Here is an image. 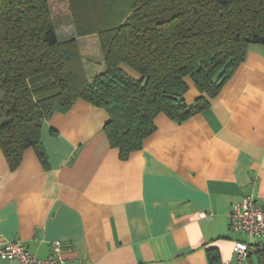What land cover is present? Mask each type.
<instances>
[{
  "label": "crops",
  "instance_id": "crops-1",
  "mask_svg": "<svg viewBox=\"0 0 264 264\" xmlns=\"http://www.w3.org/2000/svg\"><path fill=\"white\" fill-rule=\"evenodd\" d=\"M66 20L57 32L69 40ZM94 36L77 39L81 56L80 44ZM186 81L191 105L201 93ZM208 99L182 124L159 114L156 132L126 161L110 146L103 108L78 99L53 113L42 130L48 168L30 148L11 171L0 150V234L25 242L38 259L58 253L77 264H210L209 250L234 261L241 237L229 226L233 205L250 194L264 202V45H250Z\"/></svg>",
  "mask_w": 264,
  "mask_h": 264
},
{
  "label": "trees",
  "instance_id": "trees-1",
  "mask_svg": "<svg viewBox=\"0 0 264 264\" xmlns=\"http://www.w3.org/2000/svg\"><path fill=\"white\" fill-rule=\"evenodd\" d=\"M64 2L75 35L61 41L53 0H0V150L11 171L30 148L48 168L43 126L78 99L108 113L105 133L126 161L156 132L159 114L182 124L203 112L249 46L264 45V0ZM89 35H98L106 66L90 81L77 44ZM187 78L201 93L191 105ZM253 254L264 264V244ZM209 260L221 263L213 250Z\"/></svg>",
  "mask_w": 264,
  "mask_h": 264
},
{
  "label": "built area",
  "instance_id": "built-area-1",
  "mask_svg": "<svg viewBox=\"0 0 264 264\" xmlns=\"http://www.w3.org/2000/svg\"><path fill=\"white\" fill-rule=\"evenodd\" d=\"M211 217L205 213L201 218ZM229 226L239 239L234 245V261L220 264H238L247 261L255 246L264 244V202H258L255 195L244 196L235 203L229 215ZM57 248L60 244L57 243ZM0 260L15 261L17 264H77L63 259L58 253L47 259H38L21 240H7L0 234Z\"/></svg>",
  "mask_w": 264,
  "mask_h": 264
},
{
  "label": "rangeland",
  "instance_id": "rangeland-1",
  "mask_svg": "<svg viewBox=\"0 0 264 264\" xmlns=\"http://www.w3.org/2000/svg\"><path fill=\"white\" fill-rule=\"evenodd\" d=\"M53 1L57 6V15L55 16L54 19L55 25L56 26L60 24L61 26L65 25L66 23H68L67 20L64 21V19H66L68 16L67 4L64 2V0H53ZM57 30H59V27H57ZM64 33H65L64 30L60 28L59 38L62 41H65ZM95 36L94 38H92V40L80 44V49L85 64L87 79L89 81L92 80L96 75L100 74L99 72H101V69L99 68L101 67V65H105L100 42H99V37L97 35ZM105 70H106V66L103 72Z\"/></svg>",
  "mask_w": 264,
  "mask_h": 264
}]
</instances>
